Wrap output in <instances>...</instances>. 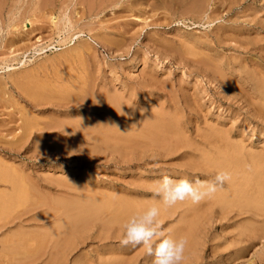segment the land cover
Segmentation results:
<instances>
[{
	"label": "rangeland",
	"instance_id": "obj_1",
	"mask_svg": "<svg viewBox=\"0 0 264 264\" xmlns=\"http://www.w3.org/2000/svg\"><path fill=\"white\" fill-rule=\"evenodd\" d=\"M263 81L264 0H0V178L16 181L0 179V192L19 186L31 209L20 217L29 223L0 228V252L10 259L2 243L17 227L47 231L55 216L44 215L60 206H149L163 175L213 180L218 167L203 161L223 155L248 165L233 176L249 175L264 201ZM183 203L161 221L171 234L190 213L184 232L198 243L184 264L201 253L197 264H264L257 205L223 213L205 200L191 213ZM246 225L256 230L238 243ZM116 226L102 239L94 230L68 264H152L143 247L120 244ZM2 254L0 264L19 263Z\"/></svg>",
	"mask_w": 264,
	"mask_h": 264
},
{
	"label": "bare ground",
	"instance_id": "obj_2",
	"mask_svg": "<svg viewBox=\"0 0 264 264\" xmlns=\"http://www.w3.org/2000/svg\"><path fill=\"white\" fill-rule=\"evenodd\" d=\"M256 86L258 88L260 87L261 90L264 91V86L263 85L257 83ZM83 125H85V124H83ZM77 127H78L77 124L69 125V128H71V129H76ZM82 128H84V127H82ZM83 130H85V129H83ZM97 137H98L97 139H99V136H97ZM102 138H101V140H102ZM262 153H260V154H262ZM226 154H227V150H226ZM250 154H251V152H250ZM219 156H220V154H219ZM261 157H264V155H262ZM260 160H262V158L259 159L258 162ZM255 161H256V159H255ZM203 163L205 165L207 163V165H210V166H213V167H218L219 170H227L232 175V179L229 181V184H227L228 182L226 183L227 184V189H229L227 193L217 192L213 198L207 199L208 202L211 205H215V204H216V206L219 205V207L222 209V210L219 209V211H221V212L223 210H227V209H232L233 210L232 207L237 206L239 208V211H235V212H237V213L239 212L238 214H240V213L242 214V212L243 213L244 212L248 213V211L250 210V207L255 204L254 206L257 209L259 207L262 210L261 211L260 209H258L259 210V212H258V210L256 209L257 212L261 213V216H263L262 215V213L264 214V212H263L264 211V201H262L263 198H262V200L259 199V200L256 201L255 198L253 199L251 197L252 195L250 193H251L252 189H255V188H254L253 185H251L252 180L250 181V177H247L249 175L246 176V175L243 174L244 176L241 177V181L240 180L239 181L235 180V177L233 176V174H234L233 171L236 168H241L243 173H247L246 172L247 170L245 168L248 167V165L247 166L245 165L246 167L242 166L241 164H239L236 161V159L234 160L232 157H230V154H229V156L228 155H223V156H220V157H217V158H211V159H209L206 162L203 161ZM204 164H203V166L202 165L201 166L204 167ZM231 164H232L233 168L229 167V165H231ZM190 165H192V164H190ZM190 165L188 167H191ZM195 166H197V165H195ZM210 166H207V167H210ZM191 168H190L191 171L196 170V169H200L198 167L197 168L191 167ZM201 169L205 170V168H201ZM212 171H214V170H212ZM212 171L211 172L209 171V172L214 174L215 171H214V173ZM199 173H200V171H199ZM209 175H211V174H209ZM212 177H213V175H212ZM0 179H4V180H7V181L11 182L12 186L14 184H16V181L11 176L4 175V177H2ZM262 181H263V179H262ZM258 183H260V182H258ZM258 183H257L256 189L259 190L258 193H261L262 191H260V190H263V186L260 189L258 187ZM262 185H264V182L262 183ZM17 186H18V184H17ZM253 191L255 192L257 190H253ZM263 194H264V192H262V195ZM25 197H26V193L23 191V189H20L19 186L18 187L14 186L12 188L11 192H0V219H2V218L4 219V220L2 219L3 220L2 222H0V228L1 229L5 228L6 230H10L9 226H11L14 223L15 220L18 219L17 221L20 222V220L22 218V215H24V213H25L24 211H26V212L28 211L29 212L31 210L29 207H26V208L24 207L27 210H25L23 208V206H25V202H26L25 201L26 200ZM207 200H206V203H204L206 205H207ZM260 200L263 202V204H261V205H259L260 202L258 203V201H260ZM110 202H112V201H110ZM188 203H189L188 206L189 207L191 206V208L193 210L191 212V208L189 210L188 207H186V209H184L185 213L189 212V211L191 213H194V209L196 208L195 207L196 204L194 205L191 202H188ZM201 203L203 204V202H201ZM201 203L199 205H201ZM19 206L22 209H20L19 211L17 210L16 213H15V211L13 212V210L18 208ZM32 206H33V209H35L39 205H35V204L33 205L32 204L31 207ZM180 206H182V205H180ZM226 206H228V207H226ZM54 207H56V206H54ZM146 207H148V205H145L142 202L141 203H132L130 201L129 202H127V201L126 202H121L120 201L119 203H113V204H109V203L108 204L107 203H104V204H101V203L100 204H98V203L97 204H92V203H88V204L63 205V206H60V208H61L60 210L57 207L58 210H55L57 212H54V210H53V212L49 213L48 215H44L45 217L51 216L50 217L51 219H52V217L54 218V216H55V220L53 219V222L51 221L52 225L50 224V226L48 225L49 227L47 226L48 227L47 231L45 230L43 232V230H41L44 227V226H42L43 224L40 225V227H39V229L41 228L40 229L41 232H39V231L38 232L37 231L36 232L35 231L31 232L32 230L28 231V230H25L26 228L23 229L20 226H19L20 228L17 227L15 230L10 231L9 234L6 236L7 238L2 243L3 248L7 249L6 250V251H8L7 255H8V258L10 256V259L6 260V258H5L6 257V252H5V254H2V252H0L2 254V256L5 255L4 258L2 257V259H5V261L7 262V261H10L11 258L16 257V255H17V256H19V258H18L19 261L17 259V261L19 262L18 264H31V263L33 264L36 260L38 261V259L42 257L43 253L44 254L48 253V255H49L48 259L46 260V263H44V264H68L70 262V257L72 256L73 253H75L74 251L79 250V246H83L84 244L87 243V240L91 237L92 232L94 230H97L95 232H96V235L99 237V239L103 238L101 235L106 236L107 234H109L110 231H112L114 225H117L116 227H114L115 230L120 232L121 229H122L123 223L131 215L142 211ZM203 207L205 208V207H208V206H203ZM211 207L212 206H210L209 208H211ZM51 209H50V211H52ZM172 209H173V207L164 208L163 206H161L160 219H163V216L164 217H166L167 215L169 216L170 213L172 214L175 211V210H173L171 212ZM186 210H188V211H186ZM44 211H46V210H44ZM10 212H11L12 216L10 215ZM13 213H15V214H13ZM27 213H25V214H27ZM185 213H183V214L185 215ZM201 213H203V212H201ZM223 213H224V211H223ZM252 213L248 214V216L249 215L250 216L251 215L254 216V214L257 215V213H253V214ZM41 214L43 215V212ZM165 214H166V216H165ZM188 214H190V213H188ZM8 215H10L11 217H9ZM187 215L184 216V218H185L184 220L189 221L188 219H186ZM41 217H43V216H41ZM25 219L27 220V218H25ZM43 219H44V217H43ZM182 219H183V217H182ZM45 220H46V218H45ZM184 220L182 222V225L178 226L171 233V235L173 234V237H179V236L186 237V235H185L186 233L185 232H188L189 230L186 231L184 229H188L190 227V225H189L190 223H188L186 221L184 222ZM23 221L26 222V223L28 222V220L25 221L24 219H23ZM195 221L196 220H194V222ZM22 222H20V223H22ZM41 222L43 223L42 219H41V221L39 223H41ZM190 222L192 223L193 220L192 221L190 220ZM262 222H264V219L262 220ZM20 223H18V225ZM36 223H37V221H36ZM121 223H122V225H121ZM262 224H264V223H262ZM98 225L100 227H98ZM244 227H245L244 229H243V227H241L240 231L238 232V235H241L240 239L237 241L238 243L245 242V241L246 242L249 241L248 243H250V240L252 238L251 235H253L252 231L254 230L253 232H255V230H256V228L253 229L251 226L248 227V225H246ZM250 227H251V229H253L252 231H251ZM45 228H43V229H45ZM30 229H32V228H30ZM34 229H38V228H34ZM189 229L191 230V227ZM193 229H194V225L192 224V230ZM191 231H189V233ZM190 236L191 235L188 234V236H187L188 238L186 237L187 240H190L193 237L192 236L190 238ZM192 241H195V240H192ZM192 243H193V246H195V244L198 243V242H196L194 244V242H189L188 241V246H189V250L190 251L194 250V248L191 245ZM243 245H244V247L247 246L246 243H244ZM188 246H187V248H188ZM202 246H203L202 250H203V253H204L206 251V248H208V247L205 248V244L202 245ZM213 247H214V245H212V244L209 247L210 250H211L210 251L211 256H213V255H215L217 253V251H216L217 249H215V247L214 248ZM248 247H249V245H248ZM192 248H193V250H191ZM198 248L200 249V247H198ZM194 251H196V249ZM194 251H193V253L195 254L196 252H194ZM230 251H232V250H230ZM198 255H197V257H198ZM192 256L194 258V255H192ZM199 257L200 258H196V264L198 263L197 259L202 261V257H205V256H203V254L201 253V255ZM189 260H191V259H189ZM1 261L4 262V260H1ZM1 261H0V263H2ZM116 261L114 260V263ZM186 261H188V260H186ZM13 263L15 264L16 262H13ZM4 264H6V263H4ZM8 264H10V263H8ZM11 264H12V262H11ZM185 264H188V263H185Z\"/></svg>",
	"mask_w": 264,
	"mask_h": 264
},
{
	"label": "clouds",
	"instance_id": "obj_3",
	"mask_svg": "<svg viewBox=\"0 0 264 264\" xmlns=\"http://www.w3.org/2000/svg\"><path fill=\"white\" fill-rule=\"evenodd\" d=\"M232 179L227 170L216 172L213 180L174 179L163 175L155 182L153 196L157 202L131 215L122 225V246L143 247L153 257L152 264H183L188 240L166 233L161 216V206L171 208L178 203L200 204L211 199L219 189Z\"/></svg>",
	"mask_w": 264,
	"mask_h": 264
}]
</instances>
